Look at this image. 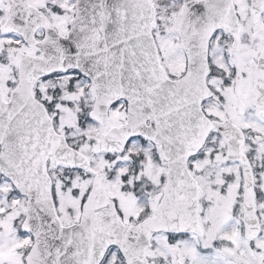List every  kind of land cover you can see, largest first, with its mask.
Segmentation results:
<instances>
[{"label":"snow or ice","instance_id":"6c2138e0","mask_svg":"<svg viewBox=\"0 0 264 264\" xmlns=\"http://www.w3.org/2000/svg\"><path fill=\"white\" fill-rule=\"evenodd\" d=\"M0 264H264V0H0Z\"/></svg>","mask_w":264,"mask_h":264}]
</instances>
